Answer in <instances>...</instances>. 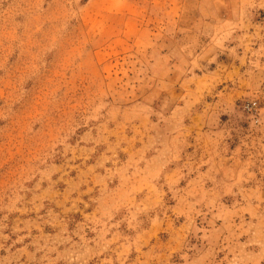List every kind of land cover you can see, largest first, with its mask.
I'll return each instance as SVG.
<instances>
[{
  "label": "rangeland",
  "instance_id": "obj_1",
  "mask_svg": "<svg viewBox=\"0 0 264 264\" xmlns=\"http://www.w3.org/2000/svg\"><path fill=\"white\" fill-rule=\"evenodd\" d=\"M0 264H264V0H0Z\"/></svg>",
  "mask_w": 264,
  "mask_h": 264
}]
</instances>
